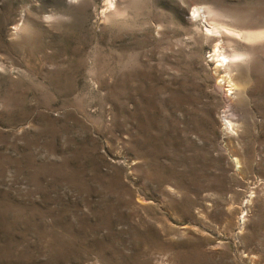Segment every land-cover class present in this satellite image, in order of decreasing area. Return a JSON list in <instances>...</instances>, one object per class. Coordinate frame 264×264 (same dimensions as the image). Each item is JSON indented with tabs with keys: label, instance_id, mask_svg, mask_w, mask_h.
<instances>
[{
	"label": "rangeland",
	"instance_id": "obj_1",
	"mask_svg": "<svg viewBox=\"0 0 264 264\" xmlns=\"http://www.w3.org/2000/svg\"><path fill=\"white\" fill-rule=\"evenodd\" d=\"M0 264H264V0H0Z\"/></svg>",
	"mask_w": 264,
	"mask_h": 264
},
{
	"label": "bare ground",
	"instance_id": "obj_2",
	"mask_svg": "<svg viewBox=\"0 0 264 264\" xmlns=\"http://www.w3.org/2000/svg\"><path fill=\"white\" fill-rule=\"evenodd\" d=\"M115 3H116V0H107V6H108V8H113V6H115ZM222 29H224V28H221V27H218V26H208V30L210 31V32H213V33H222ZM230 31V30H229ZM233 34H238L239 36H243V37H245V38H247V39H252L253 37H252V35L250 34V33H238V32H236V31H231ZM216 48H220V46L218 45ZM218 51H216V53H217ZM234 55V54H233ZM223 56H225V57H223L224 58V60H227V58H229V55H223ZM234 56H237V55H234Z\"/></svg>",
	"mask_w": 264,
	"mask_h": 264
}]
</instances>
